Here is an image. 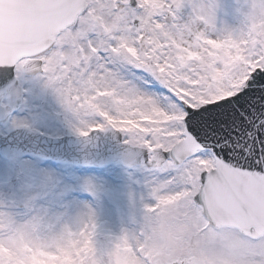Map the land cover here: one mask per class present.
<instances>
[{"label": "snow or ice", "instance_id": "6c2138e0", "mask_svg": "<svg viewBox=\"0 0 264 264\" xmlns=\"http://www.w3.org/2000/svg\"><path fill=\"white\" fill-rule=\"evenodd\" d=\"M0 264H264V0H0Z\"/></svg>", "mask_w": 264, "mask_h": 264}]
</instances>
